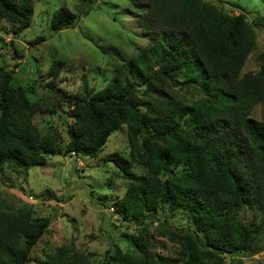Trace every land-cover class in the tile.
Returning a JSON list of instances; mask_svg holds the SVG:
<instances>
[{
	"label": "trees",
	"instance_id": "obj_1",
	"mask_svg": "<svg viewBox=\"0 0 264 264\" xmlns=\"http://www.w3.org/2000/svg\"><path fill=\"white\" fill-rule=\"evenodd\" d=\"M34 1L0 0V19L17 26L14 35L29 28ZM81 1L75 12L55 10L52 32L74 29L88 15L91 0ZM130 1L144 8L141 0ZM148 2L144 9H152L147 14L154 39L129 62L133 79L120 72L100 91L73 99L53 81L43 86L69 108L66 155L95 158L110 135L125 127L128 158L110 157L125 185L114 206L121 218L138 224L148 217L155 221L159 213L185 221V229L158 231L177 248L176 257L125 236L132 253L97 264H225L226 258L243 264L250 245L264 242V123L251 118L256 106L264 113V53L258 71L243 74L257 40L245 15L226 14L204 0ZM61 68L50 69L49 77L57 78ZM140 89L144 99L136 96ZM43 112L0 69V174L45 167L55 154L54 137L33 122ZM132 163L145 173L133 172ZM249 212L259 220L247 221ZM49 227L48 218L0 206V264H29ZM70 253L59 248L41 264H90Z\"/></svg>",
	"mask_w": 264,
	"mask_h": 264
},
{
	"label": "rangeland",
	"instance_id": "obj_2",
	"mask_svg": "<svg viewBox=\"0 0 264 264\" xmlns=\"http://www.w3.org/2000/svg\"><path fill=\"white\" fill-rule=\"evenodd\" d=\"M204 1L226 14H243L253 24L256 49L247 58L242 73L257 72L258 58L264 53V2ZM79 3L82 1L35 0L31 24L18 36L14 35L15 24L0 19V69L11 76L14 89H25L30 102L43 107V114L36 115L33 122L42 134L54 137L55 147V154L47 158L45 167L5 169L0 174V206L9 212L27 209L33 216L50 220L49 231L34 247L29 264L45 262L46 256L59 248L79 254L90 264L102 263L109 257L132 253L133 247L125 236L152 244L155 253L176 257L177 248L160 237L158 231L162 226L185 229L181 217L158 213L155 221L148 217L143 223L134 224L121 218L114 208L125 185L110 157L118 154L128 158L125 127L110 135L95 158L64 153L69 108L55 92L43 86L53 81L63 96L73 99L75 95L100 91L120 72L133 79L130 71L134 67L129 62L138 58L154 39L149 24L152 9H144L150 4L148 0H141L144 8L130 0H91L88 15L80 18L74 29L52 32L55 10L64 6L75 12ZM38 39L44 41L32 45ZM59 65L62 68L57 78L51 79L49 70ZM178 89L181 95L193 97L191 92ZM141 91L136 96L144 99L145 92ZM251 118L264 123L260 105L254 108ZM132 170L138 175L145 173L134 163ZM253 218L259 220L252 212L246 214L247 221ZM241 256L243 264H264V242L255 240ZM237 259L226 258L225 264H235Z\"/></svg>",
	"mask_w": 264,
	"mask_h": 264
}]
</instances>
